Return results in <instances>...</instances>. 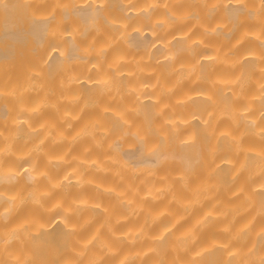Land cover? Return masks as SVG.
<instances>
[{
	"label": "clouds",
	"instance_id": "obj_1",
	"mask_svg": "<svg viewBox=\"0 0 264 264\" xmlns=\"http://www.w3.org/2000/svg\"><path fill=\"white\" fill-rule=\"evenodd\" d=\"M120 2L0 66V264H264V0Z\"/></svg>",
	"mask_w": 264,
	"mask_h": 264
},
{
	"label": "bare ground",
	"instance_id": "obj_2",
	"mask_svg": "<svg viewBox=\"0 0 264 264\" xmlns=\"http://www.w3.org/2000/svg\"><path fill=\"white\" fill-rule=\"evenodd\" d=\"M54 6V0H0V66L13 74H19L23 66L34 59L33 53L36 50L38 40L45 39V34L52 26L57 16L73 17L79 14L81 18L87 19L92 11V5L81 6L71 4L66 9H57L56 14L51 18H45V14ZM110 14H116L124 8L120 0H109L107 6ZM242 11V6L227 3L221 4L217 11V17L227 13L234 18ZM70 25L65 23L64 30H69ZM230 35V34H226ZM136 41L137 46L143 44L139 34L134 33L131 37ZM150 39L145 36V40ZM69 57L75 55V49L70 48ZM6 115V108L3 109ZM127 142H132L131 138ZM117 147H123L117 141ZM123 155L134 163H143L151 160V157L143 155L142 144H136L134 148L123 149ZM52 242L59 245L61 236L57 230L52 236Z\"/></svg>",
	"mask_w": 264,
	"mask_h": 264
}]
</instances>
